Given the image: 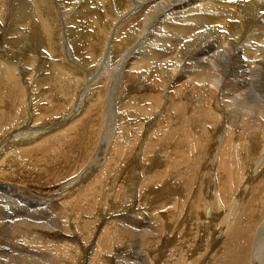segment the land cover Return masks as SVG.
<instances>
[{
	"label": "rangeland",
	"instance_id": "374dc122",
	"mask_svg": "<svg viewBox=\"0 0 264 264\" xmlns=\"http://www.w3.org/2000/svg\"><path fill=\"white\" fill-rule=\"evenodd\" d=\"M8 1H11V0H8ZM12 1H14V0H12ZM73 1L74 0H71V1L67 0L66 1L67 4L64 3V5L66 4L65 5L66 6L65 11L68 10V12L70 13V14H67L68 16L65 14L66 17H64L65 15L59 9L60 3L59 4L58 3H48L50 5L52 12L55 15V17H54V20H50V22H48L49 25H47V26H50V28L48 30V31H50L49 32L50 36L48 35L49 39H46L44 37L45 41H46L45 42V41H41V40H37V39L35 40V38H34L35 35H33V32L30 30L29 24L27 23V21L31 20V13L28 12V5L30 3H24V2H22V0L21 1L17 0V2H19L21 4V6L17 2L13 3V4L9 3V5L7 6L8 3H2L3 0H0V58L6 60V62H9L10 65L13 66V73L16 76L15 80H10L9 77H6L1 72V69H0V154L3 152V155H1V156L3 158H5V159H3V162L0 164V187H2V188L4 187L3 190L8 191L10 193V195L13 196V198H11V199H14L15 201L17 200L18 202L20 200L27 201L29 203V207L27 208V210L20 203H19V206L15 207V206L9 204V202L6 200V197L9 198V196L8 195L5 196L4 193H2L3 190L0 191V194H1L0 195V211H1L0 214L4 215L3 219L1 218V220H0V257L2 256V258H0V264H2V263L4 264V261H6L5 264L6 263L12 264L13 260H14V262L15 261L16 262H22V258H29V257H24L25 254L21 253V252H23L22 249H29V245L26 242L23 243L22 240H21L22 243L19 242L20 237H19L18 233L23 232L22 237L25 236L24 237L25 240H30L29 236L27 235V232L30 230L37 233V235L39 234L38 236L43 243L48 242L49 245H53L55 248L61 247L63 245H68V244L71 245L70 247L68 245L69 248L68 247H67V249L64 248V250H62V251L52 252L51 256H53V259H55L57 264H85L86 262H87L86 264H88V263L89 264H106V262H105L106 259L108 260V262H110L112 264H139L138 262L142 261L143 260L142 258L147 259L151 264H153V263L154 264L155 263L161 264V261H162V264H175V263L176 264H188L189 261L192 262V264H244V263L245 264H250V263L254 264L253 263V261H254L253 255L255 254V249L258 247L257 251L259 249V252H260L261 247H263V245H264V243H263L264 242V240H263L264 239V227H263L264 226V195H263L264 194V177H263L264 176L263 175L264 174L263 173L264 172V167H263L264 165H262V166L256 165V163L258 161L260 162L259 159L261 158L260 157L261 154L257 155V153H261L260 152L261 148H258L259 146L257 145V141L260 145L262 143V141H260L261 139L259 137L261 135L257 134L259 132L256 131V129L251 128V130L248 133H244L245 135L244 134L239 135L238 141L241 143V142H243V140L244 141L246 140V143H248V144L244 145V147L245 148L247 147V149H244L243 147L238 146V148H236L235 151L231 152L227 156L226 155L227 149L229 148L232 151V147H233L232 144H228L226 149H225L224 155L221 158L219 156L220 161L223 160L222 165L219 166L220 163H217L219 160V159H217L218 158V156H217L218 151L215 150V148L213 147V143H214L215 139L217 138V133L220 132V130H221L222 126H224V124L219 123L221 120L220 121L217 120V124H215L214 128H212V123H214L215 120H214V122L211 121L212 123L210 122V124H209V123H207L208 122L207 118H204V116H202L203 118L197 119V122H196L197 126L195 125V126H192L191 128L188 127L194 133L190 132V130L188 132L190 135H188L187 131L184 133L187 140L193 137L192 139H190V140H192L191 143L196 145V147L198 149L186 150V146L183 145V147L181 146L182 148L179 147L181 150H177V149H179V148H176V146H175L176 141H177V134L168 135V137L166 138L164 136V132L159 131L160 130L159 127H161V125L165 124L164 122L166 119V116H164L165 119L161 118V122H160V119H159L160 107L158 106L159 104H157V107H156V103L152 102V105H151L150 102H149L150 104L145 103V102H143V100H141L142 98L140 99V97H142L145 93L150 92V88L145 87V86H143L144 88L143 87L140 88V85H139L140 82L137 79L132 77L133 76L132 73L129 74L127 72L129 70V68H131V67H135V68L138 67L141 70H144V69L156 70L159 68L161 70L169 72L172 68H174L176 65H178L177 61L172 62L170 60H163L162 62H159V60L156 58H151L147 62L139 61L136 58L134 61H132V59L135 56L136 57L140 56V55H137V53L141 52L142 51L141 49H145L144 47L146 46L145 41L143 42V40L140 39L136 42V40H135L136 36L140 33V30H141L140 26L143 23L144 19L139 21V19H141V17H139L140 12L137 15H134V14L142 9L143 16L145 18L147 13L150 14V12H152V10H150V9H152L150 6L154 5V3H146L145 0L142 1L141 3H138V4L133 3V5H134L132 7L133 10L130 9L128 6H125L126 4L123 5L122 7H125L123 9L125 12L122 11L123 13H119V14L121 16H127L128 14H131L135 18H138L137 21H139V23L137 22V24H138V27L140 28V30H139V28L136 27V25L135 26L134 25H128L131 22H126L127 24L122 25L121 26L122 28L120 27L121 30L119 29L120 31H119L117 37L115 38L113 36V33L111 34V30L115 24L112 25V23L109 22L111 19L114 18L112 16V13L116 15V12H113L114 10L112 11V13H109V15H104V14H101V16L99 15L101 19L98 16V18H99L98 19V28L96 29V27L92 26V23L91 24L89 23V20L84 19V16L86 14H83L82 12L78 11L79 14H78V12H75V15L74 14L72 15V13H73L72 10L76 11L75 9L80 5V3H78V4L73 3ZM193 1L194 0H190V1H187V3H193ZM237 1H240V0H237ZM237 1H234V4H233L234 6L236 3H238ZM96 2L99 3V1H96ZM120 3H123V2L121 1ZM163 5L165 7L166 4L163 3ZM16 6L18 8L22 7L21 8L22 9L21 10V13H22L21 18L18 20V21H21L20 23L17 21L16 16L14 17V15L12 14V10L18 9ZM218 6H222V3H219ZM9 8H11V11L9 10ZM88 8H90V9H88L89 12L94 11L93 7L90 6ZM136 8H138V9H136ZM234 8H237V6H235ZM164 10H162L161 13H163ZM169 12L170 11H167L166 14L168 15ZM213 14L215 15V12ZM96 16L97 15L95 14L94 18H96ZM104 17L106 19H104ZM63 18L64 19L66 18V19L62 20ZM37 20H39V19L37 18ZM106 20H107V22H109L110 25L108 23H105ZM101 22H103L104 24ZM215 22L217 24L218 21H215ZM117 23L118 22H116V24ZM34 24H35V22H32L30 26L32 27V25L34 26ZM101 24H102L104 30L102 29ZM186 24L191 26L190 22H187ZM69 25H70V27H69ZM107 27L111 28L110 31H108V29H107V31L105 30ZM99 28L102 29L103 32H101V30ZM127 29H129V30H127ZM134 29H135V31L138 29L139 32L136 34H133L135 32ZM98 30L100 31V33H99L100 35L96 34L97 32H99ZM152 30L153 29H151V30L148 29L147 31L144 30V31H146V32H144V34H147L148 31H152ZM51 33L53 36H51ZM161 34L162 33L156 34V37H158V36L162 37ZM200 34H202V35L207 34L208 36H213L211 27L205 26L203 29H199V30L191 33L190 35H187L186 38H178L177 39V43L179 46L176 48L175 52H176V54H178V53H181V54L183 53V54L182 55L180 54V57L175 56V59L179 60L181 62V64H183V67H185V65L187 68H191L192 66H195L196 61L191 60L192 53L190 52V50L185 52V46L187 44H188V46L196 45L197 43L194 40V38ZM112 36H113V42L111 39ZM38 37L40 39V35ZM138 42L141 44H140V46L136 47ZM157 42H158V40L156 38H151L148 40V42H146L150 46V50L148 52V55L150 54V51L165 53L168 49H171L170 45H164L161 50H157V49L153 48L152 46ZM110 43H111V45H110ZM208 43L209 44L216 43V40L213 38H209ZM100 45H101V47H100ZM104 45L105 46L107 45L108 50L111 49L110 52L107 53V56H105L106 51H105ZM110 46H111V48H110ZM102 48H104V50ZM222 49L228 50L229 47H223ZM102 50H103V52H102ZM127 54L129 55L127 57V59L131 58V61H128L126 63L125 62L126 61L125 56ZM184 54H186L187 56H185L182 59V56ZM185 59H187V60L185 61ZM123 61H124V63H123ZM125 63H126V65H124ZM132 63H135V64L132 65ZM180 67L181 66H179V68ZM179 68H178L177 72L182 73V71H183V70L181 71L182 68H180V69ZM119 73H120V75H119ZM96 74H98V75H96ZM218 74H220V73H218ZM242 75H244V74H242ZM63 77H64V79H63ZM131 77L133 78V81L130 80ZM112 78L116 79L117 83H120V85H119L120 88L118 87V89L120 91L116 90L117 92H115V93H114V90H113V87L111 84ZM149 78L150 77L148 76V79H145L141 85H146L147 83L150 84V82H152L150 80H152V79L149 80ZM92 79H93V81H92ZM124 80L126 82H124ZM60 81H62V82H60ZM152 83H154V81ZM14 84L18 85V87H19L18 90L15 89V87L13 86ZM125 84H126V86H125ZM122 85H124V86H122ZM86 86L88 87V89H86L84 91L85 92L87 90L88 91L86 94H82L83 97L81 98V100H79L78 96L81 93V90H83ZM129 86H130V88H129ZM194 86L199 87V85L197 83H194ZM111 87H112V89H111ZM178 87H179V85H175V89ZM217 87L219 89H222L223 84L220 83ZM153 88L154 89H152V90H154V91H156V90L160 91V88L156 89V86H153ZM171 88H172L171 86L170 87L168 86V88L166 89V92H170V95H175V93L171 91ZM21 89H23L24 93H23V91H21ZM111 90L113 93L110 92ZM131 90H132V92H131ZM140 90L141 91L144 90V91L141 93ZM133 91H134V93H133ZM213 91H214V89L211 92H213ZM121 92H123V94ZM108 93H109V95H108ZM110 94H111V96H110ZM113 94H114V96H113ZM140 94H143V95H140ZM137 95H140V97H137ZM110 97L111 98L115 97V99L116 98L117 99L116 100L114 99V101H111ZM122 97H123V99H122ZM134 97L136 99L137 98L139 99V101H138V99L136 101V103H137V105H139V107H137L136 104H135V107L143 110L141 108L142 107L141 104L143 103V107L144 106H146L145 108L149 107L148 108L149 110L147 109L148 111L140 112V111H138V109L136 110L134 107H133V109H132V107L131 108L125 107L127 105H131ZM107 98H108V100H107ZM99 99H101L100 103H98ZM120 99H122V101ZM220 99H222L221 102H219ZM109 101H111V102H109ZM125 101L127 103L128 102L129 103L126 104ZM104 102H105V104H104ZM117 102L121 105H119ZM121 102L122 103L124 102L123 103L125 105L124 107L122 106L123 104ZM138 102H139V104H138ZM209 103L213 107L212 108L213 111L218 110V113L221 116L223 114L227 115L224 112V110L222 109V107L226 106V100L223 99V95L221 93L217 94L216 101H212V102L209 101ZM105 105H107V107H105ZM221 105H222V107H221ZM150 106L153 108H150ZM189 106H191V105L189 104ZM168 108H167L168 110H165V111L167 113H169L170 116H171V114H173L169 118L170 119L172 118L171 119L172 124H173V126H176L177 122H179L178 119H176V118H178L177 116L179 114L178 115L175 114V112H173V110L170 107H168ZM191 108L193 110L192 106H191ZM108 109L111 111H107ZM124 109H126V110L124 111ZM155 109H156V111H155ZM192 110H190L189 114H187L188 117H190V120H189L190 122L191 121L193 122V117H194V115L190 116L191 114H194V111H192ZM130 111H132V112H130ZM145 112H147V116H146ZM112 113H114L116 115V116L115 115L114 116L117 120L112 119V118L109 120L108 116ZM127 113H129V115ZM104 114L105 115L108 114V115L105 116ZM130 114H132L133 116L132 115L130 116ZM148 114H150V116ZM156 115H158V116H156ZM134 116L136 117V119L138 118L137 121H136V119H134L135 118ZM30 117L31 118L34 117V119H36V123H35L36 128L30 126L31 124L29 122H27V119H29ZM106 117H107V119H106ZM157 121L161 125L158 124ZM200 121H201V123H200ZM94 122H96V124ZM98 122H100V123H98ZM174 122L176 123L175 125H174ZM105 123L108 125L106 126ZM155 123H156V125L154 126ZM243 123H245V121H243ZM104 124H105V126H104ZM127 125L130 127L127 128ZM133 125L136 126V127H134L135 129L133 128ZM123 126L126 128H124ZM137 126L139 127V129L137 128ZM153 126L156 128H154ZM238 126L235 125L234 127H232L231 132H230V128H229L227 131H225V135L222 138L225 139V137L229 133H237L239 130ZM15 127H16V129H20V130L15 132V130H14ZM96 127H98V128H96ZM41 128L45 131L41 130ZM123 128H124V130H123ZM140 129L141 130L143 129V130L141 131ZM28 130H29V133L27 132ZM38 130H40V131H38ZM117 130H119V131H117ZM152 130H153V132H152ZM252 130H253V132H252ZM32 131H34V132L38 131L37 133L40 132V134L36 135L34 133H31ZM154 131L156 134L154 133ZM196 131H198V132L195 133ZM18 132L20 133L19 135H18ZM58 132H59V134H58ZM133 132H135V133H133ZM54 133H57V136H52V134H54ZM116 133H118V134L115 135ZM119 133H121L120 134L121 137H118ZM125 133L128 135H125ZM144 133H146V134H144ZM208 133H209V135L211 133V135L208 136ZM158 134L162 135V136L159 135L162 137V140H160V142H159L160 138L158 137ZM246 134H247V136H246ZM147 135H148V137H147ZM149 135H153V136H149ZM5 136H6V138L4 139ZM9 136H10V138H9ZM124 137H126L127 139ZM105 138H107V143H104V141H103ZM119 138H120L121 142H120ZM202 138H204V139H202ZM141 139H142V141H141ZM156 139L158 140V143H156L157 142ZM206 139H207V141H206ZM183 140H184V138H183ZM190 140H188V141H190ZM44 141H46V142H44ZM134 142H136V143L134 144ZM154 142H155V144H154ZM172 142H175V143H172ZM199 142H201V143H199ZM101 144H102V146H101ZM198 144H199V146H198ZM115 145L117 147H115ZM209 145H210V147H208ZM138 146H139V148H138ZM102 147H104V148L102 149ZM212 147L214 149L213 151H212ZM146 148H147V150H146ZM140 149L143 152L140 151ZM239 149H240V151H239ZM205 150H206V152H209V154H207L205 152ZM190 151H191V154L193 153L192 158L190 156L191 155ZM198 151H199V154L197 153ZM248 152H251V153H248ZM240 153H242L243 155ZM186 154L188 156H186ZM204 154H207V155L204 156ZM253 154H254V156H253ZM156 155L158 157L157 160H155L157 158ZM178 155H179V158H178ZM181 155L183 157H181ZM202 155H203V157H202ZM213 155H215V156L213 157ZM232 155L234 156V160L237 163V169L234 166L232 167L235 176H233L232 180H231L230 178L227 177V174H226L227 173V167L225 166V163H226V160H228ZM195 156H196V158H195ZM198 156L200 159L197 158ZM237 156H239L238 159H237ZM252 156L254 157V159ZM180 157H181V159H180ZM248 157H250L249 160H247ZM182 158H185V159H182ZM0 159H1V157H0ZM190 159H193V160L190 161ZM206 159H207V161H206ZM152 160L154 161V163L156 161V164H154ZM158 160L161 163L157 162ZM214 160L217 162H215ZM193 161H194V163H192ZM210 161L212 162V164ZM243 161H245V163H243ZM247 161H250V162H247ZM251 161H252V163H251ZM188 162H189V164H188ZM214 163H215L216 168L214 167ZM239 163H241L243 166ZM187 164H188V166H187ZM249 164L250 165L253 164V165L250 166ZM98 165H99V167H98ZM157 165L159 168H157ZM203 165H205V166L203 167ZM211 165H212V167H211ZM244 165L246 168L244 167ZM152 166H154V167H152ZM155 166L159 170H157L155 168ZM150 167H152V168L149 169ZM205 167H206V169H204ZM213 167L215 168V170H217L216 171L217 173H215V170L212 169ZM260 167H261V170H259ZM146 168L149 169V171ZM167 168L170 169L171 172ZM153 169L154 170L156 169V170L153 172ZM164 169L167 170L166 171L167 174L165 173V171H163ZM242 169L243 170L247 169V170L244 172ZM237 170H238V173H237ZM89 171H92L91 174ZM252 171H255V172H252ZM97 172H99V173L96 174ZM105 172H106V174H105ZM157 172L160 173L161 175L160 174L158 175ZM253 173H254V175H253ZM144 174H145V176H144ZM238 174H240V176ZM244 174H246V175L248 174L247 177L243 176ZM150 175H152V176H150ZM201 175H202V177H201ZM208 175H209V178H211L210 180L208 178ZM252 175H253V177H252ZM99 176H101L102 178L101 177L99 178ZM148 176H150V177H148ZM184 176H187V177H184ZM95 177H96V179H94ZM117 177H118V179H116ZM154 177H155V179H154ZM82 178H84V179H82ZM87 178H89L90 182L88 181ZM97 178H98V182H97ZM106 178L108 179L107 181L105 180ZM122 178L123 179L125 178V179L122 180ZM126 178H127V180H126ZM157 178H158V180H157ZM190 178L193 180H191ZM233 178L238 179L237 180L238 182L235 181ZM260 178H263V179L258 180ZM110 179H111V181H110ZM130 179H132V180L134 179V180L130 181ZM112 180H114V181H112ZM139 180H141V181L139 182ZM144 180H146V181H144ZM156 180L158 181L157 184L154 183V182H156ZM184 180L187 182H185ZM190 180H191V182L193 181L194 184L191 183L193 186L190 184ZM240 180L243 183H241ZM109 181L111 183H109ZM120 181H122L124 183L121 185V184H119V183H121ZM129 181L132 184H129ZM135 181H137V183L139 182L138 184H140V185L135 184V186H134L133 183H136ZM142 181H143V183H142ZM150 181H152V182H150ZM207 181H209V182H207ZM213 181H215V182H213ZM216 181H218V182L216 183ZM221 181L223 183H221ZM228 181L229 182L233 181V182H231L233 185L231 183H229ZM78 182H80V183L78 184ZM91 182H92V185H95V183L97 182L95 187L97 186L98 188L96 187L97 188L96 189L94 186H92ZM188 182H189V184H187ZM245 182H246V184H245ZM113 183H115L114 186H113ZM220 183H221V185H220ZM239 183L241 184V186ZM82 184H84V185L82 186ZM145 184H147V187ZM149 184H151V185H149ZM198 184L201 185V187ZM89 185L92 187H90ZM98 185L101 187H99ZM143 185H145V186L142 188L141 186H143ZM214 185L216 187H214ZM245 185H247V186L245 187ZM256 185H258V186H256ZM127 186L128 187L130 186V187L128 188ZM158 186H160L161 188ZM107 187H108V189H107ZM114 187L117 189H114ZM145 187L148 190L150 189L151 192H150V190L149 191L145 190ZM208 187H211V188L209 189ZM93 188L96 189L97 191L94 190ZM102 188L105 189V190L103 189L105 194L102 192ZM109 188L111 189V194L109 193L110 192ZM119 188H121L122 190ZM189 188H190V190H189ZM214 188H216L217 191ZM223 188H225V189H223ZM157 189L160 190V192H158ZM202 189H204V190H202ZM208 189H209V191H207ZM244 189L247 190V192ZM143 190H145L144 195H146L148 202H146L147 200L145 197H143L142 200L140 199V198H142L141 195L144 193ZM155 190H156V194L157 193L159 194L158 196H159L160 200L157 198L156 194L150 195L151 193L154 194ZM161 190H164V191H161ZM241 190H242V192H241ZM124 191H126L129 195L126 196L125 195L126 192H124ZM173 191L175 193H173ZM184 191L187 192V193L185 192V195H184ZM213 191L215 192V194H213L214 193ZM89 192L90 193L95 192L94 193L95 196L93 197L94 194L92 195V193L90 196ZM134 192H136V193L134 194ZM137 192H138V194H137ZM223 192H225V193H223ZM239 192H241V193H239ZM12 193L15 195H13ZM77 193L80 195V197ZM85 193L87 196L85 195ZM87 193H89V194H87ZM194 193H195V197H193L192 198L193 200H192L191 196H194ZM202 193H204V194H202ZM206 193H207L206 196H208V197L204 198ZM61 194H62V196H60ZM63 194H65V195H63ZM98 194H99V196H98ZM100 194H101V196H100ZM109 194H110L111 198H109L110 197V196H108ZM180 194L182 196H180ZM188 194H189V196H188ZM196 194L198 195V197ZM68 195H69V197H68ZM134 195L136 198L132 197ZM176 195H179L182 199ZM222 195H223V198H222ZM20 196H22V197H20ZM76 196H78L79 198L77 199ZM81 196L85 200L87 198L86 202L83 198H81ZM155 196H156V198H155V200H153ZM166 196L168 197V199L166 198ZM172 196H174V197L172 198ZM210 196H212L213 198ZM104 197H105V199H104ZM106 197L109 199H107ZM112 197L114 199H112ZM118 197H119V200H118ZM129 197H130V199L131 198L132 199L130 200ZM199 197H201V199ZM2 198H4V199H2ZM62 198H65V199H62ZM72 198L75 201H73ZM97 198L98 199L100 198L99 199L100 201ZM127 198L129 200L130 204L128 203V200H126ZM144 198H145V200H144ZM161 198H163V199L166 198V199L162 201ZM169 198H171V199H169ZM207 198L210 200H208ZM252 198H255L257 201L255 199H252ZM133 199H134V201H133ZM156 199L159 201H156ZM223 199H224V201H223ZM249 199L250 200L252 199V201H250ZM172 200H174V202ZM226 200H227V202H226ZM118 201H120V203ZM160 201H162V202H160ZM185 201H187V202H185ZM211 201H212V203L214 201L216 203H213V205H212V204H210ZM253 201H254V203H253ZM82 202H83V204H81ZM104 202H108V203H105L107 205H104ZM112 202L114 204L118 202L119 205L118 204L113 205ZM164 202H166V203H164ZM190 202H191V205H190ZM203 202H205L207 204H205ZM72 203H73V205H72ZM110 203H112L113 206H110ZM184 203H187V204H184ZM36 204L39 205L37 208H38L40 213H36L37 208H31L30 207V205L36 207ZM61 204H62V206H61ZM215 204L218 206V208H217V206L216 207L214 206ZM222 204H224V206ZM246 204H248V205H246ZM253 204H255V205H253ZM66 205L67 206L69 205V206L67 207ZM80 205H82L83 207ZM117 205L120 207L119 209H118ZM127 205H128V207H127ZM179 205H181V206H179ZM182 205H183V207H182ZM197 205H198V207H197ZM227 205H228V208L227 209L224 208L225 206L227 207ZM249 205L251 206V208H249L250 207ZM75 206H77V207H75ZM108 206H110V207H108ZM165 206L166 207L168 206V207L165 208ZM200 206H202V207L204 206L203 208L205 211H203L202 210L203 208ZM232 206H233V208H232ZM107 207L110 209H108ZM122 207H124V208H122ZM190 207H191V209H189ZM66 208L68 210L71 209L72 211H67ZM74 208H75V211L73 210ZM156 209L158 212L156 211ZM251 209L253 212L254 211L255 212L253 213L252 211H250ZM55 210L56 211L60 210L59 214H58V211L56 212ZM177 210H181L180 211L181 213L178 212ZM198 210H199V212H198ZM213 210L216 212V214ZM224 210H225V212H224ZM63 211H64V215H63ZM127 211H128V213H127ZM148 211L149 212L152 211V212L149 213ZM68 212H70V213L68 214ZM146 212H148V213H146ZM200 212L203 215H201ZM220 212H221V214H224V215H221ZM247 212H251L252 214L247 213ZM12 213H14V214H12ZM15 213H16V215H15ZM176 213H178V214H176ZM185 213H186V215H185ZM189 213H191V214H189ZM210 213L213 215H211ZM137 214H139V215L137 216ZM144 214H146V215H144ZM195 214H197V216ZM225 214H226V216H225ZM70 215H72V216H70ZM159 216L160 217L165 216L167 218L164 217L165 218L164 219L162 217L163 218V220H162V218H160ZM199 216H201V217H199ZM223 216H224V218H223ZM29 217H31V218H29ZM97 217H98V219H97ZM178 217H179V219H178ZM214 217L217 219H215ZM231 217H233V219ZM70 218L72 219L73 222L71 221ZM107 218H109V219L106 220ZM122 218H124V219H122ZM125 218L127 219V221H125L126 220ZM133 218H135V219H133ZM168 218H169L170 222L168 221ZM222 218L224 220L226 219V221H224V220L222 221ZM91 219H93V220H91ZM144 219H145V221H144ZM166 219H167V221H164ZM175 219L177 222L175 221ZM211 219H213V220H211ZM87 220L92 221V222L88 223ZM130 220L133 222L135 221V222L131 223ZM153 220L159 221L157 227L158 228L161 227L160 228L161 231L158 230V232H156V233L152 232L151 234H150V232H148V235H147V234H145V231H148L147 228H152L154 226V225L152 226ZM180 220L182 222L178 223V222H180ZM184 220H186V222ZM55 221L57 222L56 224H55ZM68 221H69V223H68ZM75 221L76 222L79 221L80 223L79 222L76 223ZM102 222H104L105 224L103 225ZM127 222H129V223H127ZM142 222H144V223H142ZM148 222H150V223L148 224ZM225 222H226V224H225ZM19 223H21L20 226H22L26 223L25 226H27V227L21 228L22 230L16 231L15 227L19 228ZM53 223L56 225V227L57 226L58 227L60 226V227L56 228ZM73 223H74V225H73ZM93 223H95V224H93ZM106 223H108V224H106ZM163 223H164V225H163ZM169 223H171V224L169 225ZM15 224H16V226H15ZM65 224H68V225L71 224V226H68ZM81 224L83 226H81ZM91 224L94 227L96 226V228H95L96 231H95L94 227H92ZM112 224H113V226H112ZM132 224H134V226ZM139 224H141V226ZM198 224L199 225L201 224V225L199 226ZM72 225L73 226L76 225V227H73ZM88 225H91V226H88ZM142 225H144V226H142ZM28 227H29V229H28ZM63 227H66V228H63ZM118 227H120V229ZM166 227H168V228L171 227V228L168 230V228H166ZM73 228H74V230H76L77 233L75 231H73ZM105 228H106V230H104ZM111 228H113V229H111ZM138 228H141L140 232H139ZM163 228L165 230H163ZM201 228H203V229H201ZM235 228L238 230V232ZM93 229H94V231H93ZM107 229L110 231L108 232ZM142 229H144L145 231ZM261 229H263V231H261ZM60 230H61V232H60ZM99 230H100V232H99ZM111 230L112 231L115 230V233L120 238L123 237V239L126 240L128 243L125 241L127 244H124V242H122L120 244H118V243L112 244L111 240L114 238V231L112 232ZM167 230L169 231V233L170 232L171 233L168 234V232H167L165 234V232ZM205 230L206 231L208 230V231L206 232ZM43 231H45V232H43ZM103 231H105V234ZM120 232H121V234H120ZM227 232H228V235H225V234H227ZM254 232H255V235H254ZM14 233H16V234H14ZM112 233H113V235H112ZM141 233H142V235H141ZM232 233H233V235L231 236L230 234H232ZM236 233L237 234L239 233V234L237 235ZM86 234H88V236H86ZM92 234L93 235L95 234V235L93 236ZM107 234L108 235L110 234L109 235L110 239H109V236ZM104 235H106V236H104ZM98 236H100V237H98ZM141 236L143 237V239L146 240V245L143 246L142 248H140L138 246V242H141V238H142ZM255 236H257L258 238ZM130 237H132V239ZM262 237H263V239H262ZM12 238H14L15 241ZM105 238H107V240ZM147 238H148L149 243L147 242ZM99 239H100V243L101 242H103V243L100 244ZM257 239H259V240H257ZM61 240H62V242H61ZM91 240H92V242H91ZM136 240H138V242H135ZM16 241H17V243H16ZM67 241H69V242H67ZM73 242H74V244H73ZM151 242L153 244H151ZM155 242H157V243H155ZM206 242H207V244L209 243L210 245L205 244ZM129 243H131L133 245L135 244L136 247L134 246V249H133V247H129L130 246ZM77 244H78V246H77ZM122 244H123V246H122ZM13 245L15 247L17 246V249L15 247H13ZM57 245H58V247H56ZM86 245H88V246H86ZM103 245H104V247L106 246V248L104 250H103ZM125 245H128V246H125ZM72 246H73V248H72ZM118 246H120V247H118ZM12 247L14 248L15 251L13 250ZM84 247L87 249H85ZM108 247L109 248L111 247V248L109 249ZM112 247H113V249H112ZM123 247H125V248H123ZM74 248L76 250L77 249L78 250L76 251ZM92 248H94V249H92ZM188 248L190 250L193 249V251L192 250L189 251ZM249 248H251V249H249ZM34 249H35L36 253H39L38 255H35L36 257L38 256L39 258H41V256L47 255V253L45 255V253L42 252L41 249H38L35 247H34ZM80 249H82V252L79 251ZM124 249L125 250L127 249V250L125 251ZM137 249L139 251H137ZM141 249H142V251H141ZM185 249H187V250H185ZM74 250L76 251V253H78V251H79V253H78L79 255L76 253L72 254ZM96 250L98 251V253L96 252ZM64 251H65V253H63ZM131 251H133V253ZM185 251L187 253L189 251L190 254L189 253L186 254ZM12 252H14V253H12ZM58 252L62 253V254L60 255ZM100 252L101 253L103 252V254H101ZM6 253H8V254H6ZM127 253H129V254H127ZM140 253L142 255H140ZM153 253H154V255H153ZM161 253H162V255H161ZM80 254L83 256H81ZM85 254L88 256V259H87V256ZM131 254L132 255L134 254V256H132ZM240 254H241V256H240ZM48 255H50V254H48ZM54 255H55V258H54ZM69 255L72 257L71 259H70ZM126 255H128V256H126ZM138 255H139V257H138ZM188 255H189V257H187ZM80 256L82 258H80ZM91 256H93V257H91ZM159 256H161L162 258H160ZM8 257H10V258H8ZM38 257H37V262H39L40 264H45L44 260L42 261ZM90 257L92 259H90ZM131 257H133V258L136 257L134 260H136L138 262H136L134 260H130V259H132ZM140 257H141V259H140ZM191 257H193V259ZM83 258L86 261H84ZM93 258H95V259H93ZM126 258L127 259L130 258L129 261ZM179 258H181V259H179ZM61 260H63V261L61 262ZM80 260L84 261V262H81ZM172 260H173V262H172ZM64 261H65V263H64ZM76 262H79V263H76ZM50 264H52V263H50ZM189 264H191V263H189Z\"/></svg>",
	"mask_w": 264,
	"mask_h": 264
},
{
	"label": "bare ground",
	"instance_id": "6f19581e",
	"mask_svg": "<svg viewBox=\"0 0 264 264\" xmlns=\"http://www.w3.org/2000/svg\"><path fill=\"white\" fill-rule=\"evenodd\" d=\"M19 1H21V0H19ZM66 1L67 0H22V2H24V3H30L29 5H28V12H30L31 13V20L30 21H27V23L29 24V27H30V30L33 32V35H35V40L37 39V40H41V41H45V38L46 39H49V37H48V35L50 34L49 32L50 31H48L49 30V28H50V26H47V25H49V23L48 22H50V20H54V17H55V15L53 14V12H52V9H51V7H50V5L48 4V3H60V10L62 11V13L65 15H67V14H70L69 12H68V10L67 11H65V9H66ZM71 1V0H70ZM96 1H99V3H97ZM123 2V3H120V2ZM142 1H144V0H74L73 1V3H80V5L75 9L76 11H74V10H72V15L74 14L75 15V12H82L83 14H86L85 16H84V19H86V20H89V23L91 24L92 23V26H94V27H96V29L98 28V19L100 18V16H101V14H104V15H109V13H112V11L113 12H116V15L115 14H113L112 13V16L114 17H112L113 19H111L109 22L110 23H112V25L113 24H115L114 25V27L112 28V30H111V34L113 33V36L116 38L117 37V35H118V33H119V31L121 30L120 29V27L122 26V25H124V24H127L126 22H131L130 24H128V25H136V27L137 28H139L138 27V24H137V22L139 23V21L140 20H143V23L141 24V26H140V28H141V30H140V28H139V30H140V33L136 36V38H135V40H136V42L138 41V40H143V42L145 41V44H146V46L144 47L145 49H141L142 51L141 52H139V53H137V55H140L139 57L137 56H135L133 59H132V61H134L135 60V58L137 59V60H139V61H142V62H147L148 60H150L151 58H156V59H158L159 60V62H162L163 60H170V61H177L178 62V65H176L174 68H172L169 72L168 71H164V70H161V69H156V70H148V69H144V70H141L140 68H135V67H131V68H129V70L127 71L129 74H131L132 73V77L133 78H135V79H137L139 82H140V88H142L143 86H145V87H148V88H150V92L149 93H145L144 95L143 94H140V95H143L142 97H140V95H137V97H140V99L141 100H143V102H145V103H151V105H152V102H154V103H156V107H157V104H159L158 106L160 107V111H159V119H160V122H161V118L162 119H165V117L164 116H166V119H165V124H163V125H161L158 121V124H160L161 125V127H159L160 128V130L159 131H163L164 132V136L167 138L168 137V135H174V134H177V141H176V148H179V147H183V145H185L186 146V150H195V149H198L197 147H196V145H194L193 143H191L192 142V140H190V139H192V138H190V139H188V140H190V141H188L187 140V138L185 137V135H184V133L187 131V133L189 132V130H190V132H192V130L191 129H189V128H191L192 126H197V124H196V122H197V119H199V118H203L202 116H204V118H207V123H209L210 124V122L212 121V122H214V120H215V122L214 123H212V128H214V126H215V124H217V120L218 121H220L219 123H222V124H224V126H222V128H221V130H220V132H218L217 133V138L215 139V141H214V143H213V147L215 148V150H217L218 151V158L217 159H219L218 160V162L217 161H215V162H217V163H220L219 164V166H221L222 165V161L223 160H221L220 161V158L224 155V153H225V149H226V147H227V145L228 144H232L233 145V147H232V151L228 148L227 149V151H226V155L228 156L231 152H233V151H235L236 150V148H238V146L239 147H243L244 149H247V147L245 148L244 147V145H246V144H248V143H246V140L244 141L243 140V142H239L238 141V137H239V135H241V134H244V133H248L250 130H251V128H254V129H256V131H258L259 133H257L258 135H261V136H259L260 137V141H262V143H261V145L258 143V141H257V145L259 146L258 148H261L260 149V152L261 153H257V155H259V154H261V158L259 159L260 160V162L258 161L257 163H256V165L258 166H262V165H264V0H240V1H237V0H194L193 1V3H187V1H190V0H145L146 1V3H154V5H152V6H150L152 9H150V10H152V12H150V14L149 13H147V15L145 16V18H144V16H143V11H142V9L140 10V11H138V12H136L134 15H137L139 12H140V16L139 17H141V19H139V21H137V19L138 18H135L134 16H132L131 14H128L127 16H121L119 13H123L122 11H124L123 9L125 8V7H122L123 5H125V6H128L130 9H132V7L134 6L133 5V3H141ZM234 1H237L238 3H236L235 4V6H237V8H234L235 6L233 5L234 4ZM17 2V0H14V1H8V0H3V2L2 3H8L7 4V6L9 5V3H16ZM17 3H19V2H17ZM64 3H66L65 5H64ZM72 3V2H71ZM128 3V4H127ZM163 3H165L166 5H165V7H164V5H163ZM219 3H222V6H218L219 5ZM20 4V3H19ZM11 5V4H10ZM16 5V4H15ZM20 6H21V4H20ZM55 6V5H54ZM93 7L94 8V11L93 12H89L88 11V9H90V8H88V7ZM11 7V6H10ZM13 7V6H12ZM17 7V6H16ZM71 7V6H70ZM127 7V8H128ZM136 7V6H135ZM142 7V6H141ZM18 8V7H17ZM22 8V7H21ZM20 7L18 8V9H15V10H12V14L14 15V17L16 16V19H17V21L21 18V9ZM149 8V7H148ZM147 8V9H148ZM8 9V8H7ZM72 9V8H71ZM98 9V10H97ZM136 9H138V8H136ZM166 11H165V10ZM9 10L11 11V8H9ZM8 10V11H9ZM127 10V9H126ZM133 10V9H132ZM162 10H164V12L163 13H161V11ZM136 11V10H135ZM167 11H170L169 13H168V15L166 14L167 13ZM25 12V11H24ZM79 12H78V14H79ZM85 12V13H84ZM125 12V11H124ZM215 12V15L213 14ZM11 14V13H10ZM24 14V13H23ZM97 15L96 16V18H94V15ZM127 14V13H126ZM43 15V16H42ZM66 15L64 16V17H66ZM100 15V16H99ZM125 15V14H124ZM11 16V15H10ZM68 16V15H67ZM98 16H99V18H98ZM12 17V16H11ZM48 17V18H47ZM29 18V17H28ZM37 18L39 19V20H37ZM44 18V19H43ZM72 18V17H71ZM119 18V19H118ZM15 19V20H16ZM30 19V18H29ZM38 21H36V20ZM41 19V20H40ZM66 19V18H65ZM64 18L62 19V20H65ZM101 19V18H100ZM104 19H106L105 17H104ZM158 19V20H157ZM60 20V19H59ZM61 20V21H62ZM76 21V20H75ZM102 21V20H101ZM136 21V22H135ZM156 21V22H155ZM215 21H218L217 22V24H216V22ZM19 23L21 22V21H18ZM32 22H35V24H34V26L32 25V27L30 26L31 25V23ZM67 22V21H66ZM69 22V21H68ZM74 22V21H73ZM78 22V21H77ZM109 22H107V20L105 21V23H108L109 24ZM116 22H118L117 24H116ZM187 22H190L191 23V26H189V25H187L186 23ZM23 23V22H22ZM71 23V22H70ZM101 23H103V22H101ZM104 24V23H103ZM8 25V24H7ZM110 25V24H109ZM108 25V26H109ZM63 26V25H62ZM61 26V27H62ZM67 26V25H66ZM101 26H102V24H101ZM127 26V25H126ZM205 26H210L211 27V30H212V33H213V36H208L207 34L206 35H202V34H200V35H197L195 38H194V40L196 41V45H194V46H188V44L185 46V52L186 51H188V50H190V52L192 53V55H191V60L192 61H196V63H195V66H192L191 68H187L186 67V65H185V67H183V64H181V62L179 61V60H177V59H175V56H179L180 57V54L181 53H178V54H176V52H175V50H176V48L179 46L178 45V43H177V39L178 38H186V36L187 35H190L191 33H193V32H195V31H197V30H199V29H203ZM41 27V28H40ZM69 27H70V25H69ZM111 27V26H110ZM131 27V26H130ZM135 27V28H136ZM122 28V27H121ZM66 29V28H65ZM100 29V28H99ZM102 29H103V26H102ZM102 29H100L101 30V32H103V30ZM107 29H108V31H110V29L111 28H106L105 30L107 31ZM120 29V30H119ZM148 29H153L152 31H148V33L147 34H144V32H146ZM126 30V29H125ZM127 30H129V29H127ZM139 30L137 29L136 31H135V29H134V33L133 34H136V33H138L139 32ZM144 30H146V31H144ZM25 31V30H24ZM65 31V30H64ZM73 31V30H72ZM99 31V30H98ZM96 33V32H95ZM100 33V31L99 32H97L96 34H99ZM159 33H162L161 34V36L163 37H160V36H158V37H156V34H159ZM110 34V33H109ZM108 34V35H109ZM40 35V39H39V36ZM66 35V34H65ZM68 35V34H67ZM100 35V34H99ZM104 35V34H103ZM50 36V35H49ZM51 36H53L52 35V33H51ZM113 36L111 37V39H112V42H113ZM45 37V38H44ZM143 37V38H142ZM106 38V37H105ZM151 38H156L157 40H158V42L157 43H155L152 47L153 48H155V49H157V50H161L162 49V47L164 46V45H170L171 46V49H168L165 53H159V52H154V51H150V54L148 55V52H149V50H150V46L146 43V42H148V40L149 39H151ZM209 38H213V39H215L216 40V43H211V44H209L208 42H209ZM100 39V38H99ZM34 40V39H33ZM34 40V41H35ZM62 40V39H61ZM66 40V39H65ZM103 40V39H102ZM115 40V39H114ZM68 41V40H67ZM99 41V40H98ZM39 42V41H38ZM46 42V41H45ZM97 42V41H96ZM111 42V43H112ZM135 42V43H136ZM142 42V41H141ZM111 43H110V45H111ZM61 44V43H60ZM101 44V43H100ZM106 44V43H105ZM117 44V43H116ZM140 44L141 43H137V45H136V47H138V46H140ZM40 45V44H39ZM48 46V45H47ZM65 46V45H64ZM21 47V46H20ZM37 47V46H36ZM99 47V46H98ZM100 47H101V45H100ZM104 47H105V51H106V55L105 56H107V53H109L110 52V50L111 49H107V45L105 46L104 45ZM223 47H229V49L228 50H223L222 48ZM69 48V47H68ZM110 48H111V46H110ZM67 49V48H66ZM103 50H104V48H102ZM103 50H102V52H103ZM132 50V49H131ZM192 50V51H191ZM132 52V51H131ZM101 53V52H100ZM130 53V52H129ZM128 53V54H129ZM126 55L125 56V62L127 63L128 61H131V58H129V59H127V57L129 56V55ZM183 54V53H182ZM181 54V55H182ZM187 54V53H186ZM186 54H184L183 56H182V59L185 57V56H187ZM20 56V55H19ZM104 56V57H105ZM69 57V56H68ZM101 59V58H100ZM108 59V58H107ZM187 59H185V61H186ZM74 61V60H73ZM123 63H124V61H123ZM126 63L124 64V65H126ZM39 64V63H38ZM97 64V63H96ZM108 64V63H107ZM122 64V63H121ZM135 63H132V65H134ZM106 65V64H105ZM95 66V65H94ZM179 66H181L180 68H182L181 69V71H182V73L181 72H177L178 71V68H179ZM36 68V67H35ZM179 68V69H180ZM0 69H1V72L6 76V77H9V79L10 80H15L16 79V76H15V74L13 73V66L12 65H10V63L9 62H6V60H4V59H2V58H0ZM106 69V68H105ZM86 70V69H85ZM106 71V70H105ZM104 72V71H103ZM126 72V73H127ZM127 73V74H128ZM157 73V74H156ZM218 73H220V74H218ZM246 73V74H245ZM68 74V73H67ZM242 74H244V75H242ZM96 75H98V74H96ZM115 75V74H114ZM119 75H120V73H119ZM69 76V75H68ZM148 76L150 77L149 78V80L150 79H152V80H150V81H154V83H152V82H150V84H146V85H141L142 83H143V81L145 80V79H148ZM30 77V76H29ZM131 77V81H133V78ZM117 78V77H116ZM63 79H64V77H63ZM86 79V78H85ZM105 80V79H104ZM112 80V87H113V90H114V93L115 92H117L116 90H119L118 89V87H119V85H120V83H117V81H116V79H111ZM110 80V81H111ZM92 81H93V79H92ZM91 81V82H92ZM60 82H62V81H60ZM119 82V81H118ZM124 82H126L125 80H124ZM93 83V82H92ZM123 83V82H122ZM194 83H197L198 85H199V87H195L194 86ZM220 83H222L223 84V88L222 89H219L217 86L220 84ZM86 85V84H85ZM175 85H179V87L178 88H176L175 89ZM14 87H15V89H19V87H18V85L17 84H14L13 85ZM122 86H124V85H122ZM125 86H126V84H125ZM128 86V85H127ZM153 86H156V89H159L160 88V91H154V90H152V89H154L153 88ZM168 86L170 87H172L171 88V91L172 92H174L175 93V95H170V92H166V89L168 88ZM174 86V87H173ZM112 87H111V89H112ZM12 88V87H11ZM120 88V87H119ZM129 88H130V86H129ZM144 88V87H143ZM86 89H88V87L86 86L83 90H81V93L79 94V96H78V98H79V100H81V98L83 97V95L82 94H86L87 93V91L85 92L84 90H86ZM122 89V88H121ZM214 89V91L213 92H211L212 90ZM60 90V89H59ZM136 90V89H135ZM21 91H23V89H21ZM84 91V92H83ZM120 91V90H119ZM124 91V90H123ZM137 91V90H136ZM135 91V92H136ZM141 91V90H140ZM144 91V90H143ZM143 91H141V93L143 92ZM110 92H112V90L110 91ZM131 92H132V90H131ZM23 93H24V91H23ZM74 93V92H73ZM113 93V92H112ZM122 94H123V92H121ZM133 93H134V91H133ZM219 93H221L222 95H223V99L224 100H226V106L225 107H222V105H221V107H222V109L224 110V112L227 114V115H225V114H223L222 116L221 115H219V113H218V110H214L213 111V107L211 106V104L209 103V101L210 102H212V101H216V99H217V94H219ZM117 94V93H116ZM121 94V95H122ZM128 94V93H127ZM131 94V93H130ZM108 95H109V93H108ZM118 95V94H117ZM134 95V94H133ZM110 96H111V94H110ZM113 96H114V94H113ZM116 96V95H115ZM120 96V95H119ZM209 96V97H208ZM98 97V96H97ZM133 97V96H132ZM109 98V97H108ZM108 98H107V100H108ZM111 98V97H110ZM114 99H115V97H112L111 98V101H114ZM117 99V98H116ZM115 99V100H116ZM122 99H123V97H122ZM122 99H120L121 101H122ZM130 99V98H129ZM132 99V98H131ZM138 99V98H137ZM137 99L134 97V99H133V101H132V103H131V105H127V106H125L122 102V106L124 107H129V108H131L132 107V109H133V107L137 110L138 108L137 107H139V105H137V103H136V101H137ZM125 100V99H124ZM221 100L222 99H220V101L219 102H221ZM100 101H101V99H99V101H98V103H100ZM111 101H109V102H111ZM138 101H139V99H138ZM126 102V101H125ZM141 102V101H140ZM190 102V103H189ZM107 103V102H106ZM116 103V102H115ZM118 103V102H117ZM129 103V102H128ZM127 102H126V104H128ZM149 103V104H150ZM153 103V104H154ZM73 104V103H72ZM104 104H105V102H104ZM119 104V103H118ZM117 104V105H118ZM135 104L137 105V107H135ZM138 104H139V102H138ZM189 104L193 107V110H192V108H191V106H189ZM97 105V104H96ZM108 105V104H107ZM107 105H105V107H107ZM112 105V104H111ZM119 105H121V104H119ZM118 105V106H119ZM133 105V106H132ZM142 105V109L143 110H141L140 108L138 109V111H140V112H144V111H148L149 109V107L148 108H145L146 106H144L143 107V103L141 104ZM140 105V106H141ZM109 106V105H108ZM116 106V105H115ZM117 106V107H118ZM110 107V106H109ZM168 107H170L172 110H173V112H175V114H179L177 117L178 118H176V119H178V121L179 122H177V125L176 126H173V124H172V118L170 119L169 117H171L173 114H171V116L169 115V113H167L165 110H168L169 108ZM191 109H190V108ZM126 108V109H127ZM150 108H153V107H151L150 106ZM168 108V109H167ZM111 109V108H110ZM126 109H124V111L126 110ZM148 109V110H147ZM162 109V110H161ZM112 110V109H111ZM111 110H107V111H111ZM115 110V109H114ZM128 110V109H127ZM152 110V109H151ZM150 110V111H151ZM154 110V109H153ZM159 110V109H158ZM170 110V109H169ZM190 110H192V111H194V114H191L190 116H192V115H194V117H193V122L191 121H189L190 120V117H188V115L187 114H189V111ZM106 111V112H107ZM123 111V110H122ZM155 111H156V109H155ZM105 112V113H106ZM115 112V111H114ZM127 112V111H126ZM130 112H132V111H130ZM153 112V111H152ZM158 112V111H157ZM78 113V112H77ZM110 113V112H109ZM125 113V112H124ZM134 113V112H133ZM146 113V116H147V112H145ZM144 113V114H145ZM172 113V112H171ZM3 114V113H2ZM89 114V113H88ZM128 115H129V113H127ZM151 114V113H150ZM150 114H148L149 116H150ZM153 114V113H152ZM31 115V114H30ZM34 115V114H33ZM102 115V114H101ZM105 115V114H104ZM106 115H108V114H106ZM105 115V116H106ZM115 114L114 113H112V114H110L108 117H109V120L112 118V119H116L115 118V116H114ZM126 115V114H125ZM132 114H130V116H131ZM32 116V115H31ZM74 116V115H73ZM77 116V115H76ZM133 116V115H132ZM138 116V115H137ZM152 116V115H151ZM156 116H158V115H156ZM65 117V116H64ZM69 117V116H68ZM135 117V116H134ZM139 117V116H138ZM153 117V116H152ZM164 117V118H163ZM99 118V117H98ZM105 118V117H104ZM131 118V117H130ZM151 118V117H150ZM174 118V117H173ZM81 119V118H80ZM96 119V118H95ZM106 119H107V117H106ZM119 119V118H118ZM134 119H136V117L134 118ZM138 119V118H137ZM137 119H136V121H137ZM154 119V118H153ZM99 120V119H98ZM97 120V121H98ZM101 120V119H100ZM105 120V119H104ZM117 120V119H116ZM146 120V119H145ZM192 120V119H191ZM196 120V121H195ZM65 121V120H64ZM108 121V120H107ZM177 121V120H176ZM242 121V122H241ZM243 121H245V123H243ZM27 122H29L31 125L30 126H32V127H35L36 125H35V123H36V119H34V117L33 118H29V119H27ZM109 122V121H108ZM151 122V121H150ZM203 122V121H202ZM240 122V123H239ZM95 124H96V122H94ZM98 123H100V122H98ZM104 123V122H103ZM144 123V122H143ZM191 123V124H190ZM200 123H201V121H200ZM199 123V124H200ZM204 123V122H203ZM202 123V124H203ZM24 124V123H23ZM106 124V123H105ZM105 124H104V126H105ZM122 124V123H121ZM132 124V123H131ZM142 124V123H141ZM176 123L174 122V125H175ZM190 124V125H189ZM240 124V125H239ZM100 125V124H99ZM108 124H106V126H107ZM156 125V123L154 124V126ZM184 125V126H183ZM204 125V124H203ZM235 125H239L238 126V132L237 133H229L226 137H225V139H223L222 137L225 135V131H227L229 128H230V132H231V128L232 127H234ZM19 126V125H18ZM97 126V125H96ZM102 126V125H101ZM126 126V125H125ZM139 126V125H138ZM137 126V128L139 129V127ZM153 126V127H154ZM205 126V125H204ZM99 127V126H98ZM98 127H96V128H98ZM122 127V126H121ZM124 127V126H123ZM128 127H130V126H128L127 125V128ZM134 127H136V126H134L133 125V128ZM189 127V128H188ZM218 127V126H217ZM36 128V127H35ZM108 128V127H107ZM119 128V127H118ZM124 128H126V127H124ZM124 128H123V130H124ZM132 128V127H131ZM130 128V129H131ZM154 128H156V127H154ZM153 128V129H154ZM194 128V127H193ZM196 128V127H195ZM216 128V127H215ZM29 129V128H28ZM135 129V128H134ZM148 129V128H147ZM198 129V128H197ZM15 132L16 131H19L20 129H16V127H15ZM41 130H43L42 128H41ZM48 130V129H47ZM103 130V129H102ZM113 130V129H112ZM120 130V129H119ZM119 130H117V131H119ZM141 130V129H140ZM143 130V129H142ZM141 130V131H142ZM145 130V129H144ZM199 130V129H198ZM202 130V129H201ZM200 130V131H201ZM207 130V129H206ZM38 131H40V130H38ZM38 131H32L31 133H34V134H40V132L39 133H37ZM43 131H45V130H43ZM122 131V130H121ZM120 131V132H121ZM146 131V130H145ZM144 131V132H145ZM156 131V130H155ZM155 131H154V133H155ZM214 131V130H213ZM28 133H29V130L27 131ZM111 132V131H110ZM128 132V131H127ZM136 132V131H135ZM135 132H133V133H135ZM152 132H153V130H152ZM198 131H196L195 133H197ZM252 132H253V130H252ZM123 133V132H122ZM129 133V132H128ZM140 133V132H139ZM150 133V132H149ZM158 133V132H157ZM192 133H194V132H192ZM202 133V132H201ZM204 133V132H203ZM213 133V132H212ZM255 133V134H256ZM20 133L18 132V135H19ZM42 134V133H41ZM58 134H59V132H58ZM118 133H116L115 135H117ZM120 134L121 133H119V136L118 137H121L120 136ZM124 134V133H123ZM144 134H146V133H144ZM148 134V133H147ZM156 134V133H155ZM114 135V136H115ZM125 135H128V134H126L125 133ZM159 135H161V134H158V137L160 138L159 139V142H160V140H162V135L161 136H159ZM188 135H190L189 133H188ZM194 135V134H193ZM199 135V134H198ZM210 135H211V133H210ZM209 135V133H208V136H210ZM245 135V134H244ZM13 136V135H12ZM52 136H57V133H54V134H52ZM124 136V135H123ZM146 136V135H145ZM149 136H153V135H149ZM201 136V135H200ZM206 136V135H205ZM246 136H247V134H246ZM14 137V136H13ZM88 137V136H87ZM147 137H148V135H147ZM157 137V136H156ZM171 137V136H170ZM189 137V136H188ZM251 137V136H250ZM6 138V136L4 137V139ZM9 138H10V136H9ZM124 138H126V137H124ZM172 138V137H171ZM175 138V137H174ZM183 138H184V140H183ZM208 138V137H207ZM243 138V137H242ZM256 138V137H255ZM3 139V140H4ZM127 139V138H126ZM169 139V138H168ZM199 139V138H198ZM202 139H204V138H202ZM259 139V138H258ZM44 140V139H43ZM42 140V141H43ZM66 140V139H65ZM119 140H120V138H119ZM144 140V139H143ZM146 140V139H145ZM157 140V139H156ZM171 140V139H170ZM174 140V139H173ZM172 140V141H173ZM201 140V139H200ZM97 141V140H96ZM104 143H107V138H105L104 140ZM102 141V142H103ZM141 141H142V139H141ZM206 141H207V139H206ZM41 142V141H40ZM44 142H46V141H44ZM119 142V141H118ZM120 142H121V140H120ZM119 142V143H120ZM166 142V141H165ZM195 142V141H194ZM10 143V142H9ZM115 143V142H114ZM136 142H134V144H135ZM156 143H158V140H157V142ZM170 143V142H169ZM172 143H175V142H172ZM199 143H201V142H199ZM6 144V143H5ZM96 144V143H95ZM117 144V143H116ZM154 144H155V142H154ZM167 144V143H166ZM196 144V143H195ZM206 144V143H205ZM209 144V143H208ZM118 145V144H117ZM130 145V144H129ZM140 145V144H139ZM169 145V144H168ZM203 145V144H202ZM201 145V146H202ZM101 146H102V144H101ZM110 146V145H109ZM143 146V145H142ZM147 146V145H146ZM198 146H199V144H198ZM249 146V145H248ZM115 147H117L116 145H115ZM119 147V146H118ZM129 147V146H128ZM181 147V148H182ZM208 147H210V145L208 146ZM213 147H212V151L214 150L213 149ZM250 147V146H249ZM101 148V147H100ZM104 147H102V149H103ZM106 148V147H105ZM138 148H139V146H138ZM145 148V147H144ZM151 148V147H150ZM153 148V147H152ZM202 148V147H201ZM149 149V148H148ZM205 149V148H204ZM209 149V148H208ZM207 149V150H208ZM241 149V148H240ZM240 149H239V151H240ZM249 149V148H248ZM146 150H147V148H146ZM177 150H181L180 148L179 149H177ZM176 150V151H177ZM7 151V150H6ZM5 151V152H6ZM104 151V150H103ZM102 151V152H103ZM106 151V150H105ZM140 151H142L141 149H140ZM183 151V150H182ZM250 151V150H249ZM143 152V151H142ZM201 152V151H200ZM205 152H206V150H205ZM106 153V152H105ZM133 153V152H132ZM176 153V152H175ZM179 153V152H178ZM182 153V152H181ZM198 154H199V151L197 152ZM207 154H209V152H206ZM248 153H251V152H248ZM247 153V154H248ZM256 153V152H255ZM104 154V153H103ZM190 154H191V151H190ZM193 154V153H192ZM192 154L190 155L191 156V158H192ZM196 154V153H195ZM197 154V155H198ZM207 154H204V156L205 155H207ZM240 154H242V153H240ZM246 154V153H245ZM1 155H3V152L0 154V157H1V159H0V164L3 162V159H5V158H3ZM133 155V154H132ZM139 155V154H138ZM211 155V154H210ZM243 155V154H242ZM250 155V154H249ZM256 155V154H255ZM186 156H188L187 154H186ZM215 155H213V157H214ZM219 156H220V158H219ZM253 156H254V154H253ZM252 156V157H253ZM155 157V156H154ZM156 157H157V155H156ZM181 157H183L182 155H181ZM181 157H180V159H181ZM185 157V156H184ZM194 157V156H193ZM202 157H203V155H202ZM208 157V156H207ZM226 157V156H225ZM241 157V156H240ZM257 157V156H256ZM166 158V157H165ZM178 158H179V155H178ZM195 158H196V156H195ZM197 158H199V156L197 157ZM205 158V157H204ZM210 158V157H209ZM239 158V156H237V159ZM244 158V157H243ZM249 158L250 157H248V159L247 160H249ZM152 159V158H151ZM158 159V157L155 159V160H157ZM168 159V158H167ZM170 159V158H169ZM182 159H185V158H182ZM200 159V158H199ZM211 159V158H210ZM245 159V158H244ZM243 159V160H244ZM253 159H254V157H253ZM111 160V159H110ZM154 160V159H153ZM152 160V161H153ZM191 160H193V159H190V161ZM197 160V159H196ZM205 160V159H204ZM203 160V161H204ZM258 160V159H257ZM5 161V160H4ZM168 161V160H167ZM189 161V160H188ZM206 161H207V159H206ZM239 161V160H238ZM253 161V160H252ZM252 161H251V163H252ZM255 161V160H254ZM157 162H159V160L157 161ZM169 162V161H168ZM211 162V161H210ZM247 162H250V161H247ZM5 163V162H4ZM153 163H154V161H153ZM159 163H161V162H159ZM191 163V162H190ZM192 163H194V161L192 162ZM205 163V162H204ZM209 163V162H208ZM242 163V162H241ZM241 163H239V164H241ZM243 163H245V161H243ZM96 164V163H95ZM154 164H156V161H155V163ZM180 164V163H179ZM188 164H189V162H188ZM188 164H187V166H188ZM210 164V163H209ZM211 164H212V162H211ZM101 165V164H100ZM193 165V164H192ZM206 165V164H205ZM205 165H203V167L205 166ZM242 165V164H241ZM250 165V164H249ZM251 165H253V164H251ZM250 165V166H251ZM168 166V165H167ZM218 166V165H217ZM225 166L227 167V177L228 178H230L231 180H232V177L233 176H235L234 175V172H233V169H232V167L234 166L236 169H237V163L235 162V160H234V156L232 155L228 160H226V163H225ZM243 166V165H242ZM98 167H99V165H98ZM152 167H154V166H152ZM152 167H150L149 169H151ZM190 167V166H189ZM188 167V168H189ZM192 167V166H191ZM211 167H212V165H211ZM214 167L216 168V166H215V163H214ZM212 168V169H214L215 170V168ZM244 167H245V165H244ZM264 167V166H263ZM262 167V168H263ZM3 168V167H2ZM84 168V167H83ZM124 168V167H123ZM155 168H156V166H155ZM157 168H159L158 167V165H157ZM156 168V169H157ZM220 168V167H219ZM239 168V167H238ZM242 168V167H241ZM246 168V167H245ZM250 168V167H249ZM248 168V169H249ZM253 168V167H252ZM147 169V168H146ZM149 169H147L148 171H149ZM155 169V170H156ZM168 169V168H167ZM204 169H206V167L204 168ZM211 169V170H212ZM218 169V168H217ZM120 170V169H119ZM146 170V171H147ZM154 169H153V172L155 171ZM157 170H159V169H157ZM169 171H170V169H168ZM243 170V169H242ZM247 170V169H246ZM245 169L243 170L244 172L246 171ZM257 170V169H256ZM255 170V171H256ZM259 170H261V167L259 168ZM145 171V172H146ZM151 171V170H150ZM163 171H165V173H166V171L167 170H163ZM168 171V172H169ZM217 170H215V173H217L216 172ZM221 171V170H220ZM223 171V170H222ZM251 171V170H250ZM255 171H252V172H255ZM258 171V170H257ZM83 172V171H82ZM90 172V174H91V172L92 171H89ZM117 172V171H116ZM121 172V171H120ZM171 172V171H170ZM99 172H97L96 174H98ZM102 173V172H101ZM104 173V172H103ZM158 173V172H157ZM212 173V172H211ZM237 173H238V170H237ZM240 173V172H239ZM264 173V172H263ZM105 174H106V172H105ZM116 174V173H115ZM119 174V173H118ZM117 174V175H118ZM160 173H158V175H159ZM167 174V173H166ZM243 174V173H242ZM241 174V175H242ZM258 174V173H257ZM100 175V174H99ZM121 175V174H120ZM161 175V174H160ZM199 175V174H198ZM210 175V174H209ZM209 175H208V178H209ZM215 175V174H214ZM221 175V174H220ZM224 175V174H223ZM239 176H240V174H238ZM248 175V174H247ZM247 175L246 174H244L243 176H246L247 177ZM253 175H254V173H253ZM253 175H252V177H253ZM256 175V174H255ZM262 175V174H261ZM264 175V174H263ZM76 176V175H75ZM95 176V175H94ZM103 176V175H102ZM144 176H145V174H144ZM150 176H152V175H150ZM150 176H148V177H150ZM156 176V175H155ZM166 176V175H165ZM206 176V175H205ZM216 176V175H215ZM242 176V177H243ZM257 176V175H256ZM101 176H99V178H100ZM108 177V176H107ZM157 177V176H156ZM168 177V176H167ZM184 177H187V176H184ZM201 177H202V175H201ZM219 177V176H218ZM241 177V178H242ZM264 177V176H263ZM75 178V177H74ZM102 178V177H101ZM143 178V177H142ZM152 178V177H151ZM193 178V177H192ZM216 178V177H215ZM244 178V177H243ZM256 178V177H255ZM82 179H84V178H82ZM88 179V181L90 182V180H89V178H87ZM94 179H96V177L94 178ZM114 179V178H113ZM116 179H118V177L116 178ZM125 179V178H124ZM123 178H122V180H124ZM136 179V178H135ZM154 179H155V177H154ZM191 179V178H190ZM211 178H209V180H210ZM218 179V178H217ZM234 179V178H233ZM240 179V178H239ZM261 179H263V178H260V179H258V180H261ZM101 180V179H100ZM106 181L108 180L107 178L105 179ZM126 180H127V178H126ZM132 179H130V181H131ZM134 180V179H133ZM132 180V181H133ZM150 180V179H149ZM157 180H158V178H157ZM156 180V182H154L155 184H157V181ZM191 180H193V179H191ZM191 180H190V184L192 183V184H194L193 183V181L191 182ZM221 180V179H220ZM227 180V179H226ZM225 180V181H226ZM229 180V179H228ZM235 181H237L238 179H234ZM92 181V180H91ZM110 181H111V179H110ZM109 181V183H111ZM112 181H114V180H112ZM118 181V180H117ZM116 181V182H117ZM130 181H129V184H132V183H130ZM138 181V180H137ZM137 181H135L136 183H133L134 184V186H135V184L137 185L141 180H139V182L137 183ZM144 181H146V180H144ZM155 181V180H154ZM185 181V180H184ZM200 181V180H199ZM224 181V182H225ZM244 181V180H243ZM74 182V181H73ZM93 182V181H92ZM92 182H91V185H92ZM95 182V181H94ZM97 182H98V178H97ZM96 182V183H97ZM101 182V181H100ZM99 182V183H100ZM121 183H119V184H123L124 182H122V181H120ZM149 182V181H148ZM150 182H152V181H150ZM185 182H187V181H185ZM184 182V183H185ZM204 182V181H203ZM207 182H209V181H207ZM213 182H215V181H213ZM218 181H216V183H217ZM227 182V181H226ZM225 182V183H226ZM229 182V181H228ZM231 182H233V181H230L229 183H231ZM238 182V181H237ZM240 182L241 183H243L241 180H240ZM250 182V181H249ZM80 182H78V184H79ZM88 183V182H87ZM96 183H95V185H96ZM98 183V184H99ZM118 183V182H117ZM126 183V182H125ZM142 183H143V181H142ZM141 183V184H142ZM147 183V182H146ZM221 183H223L222 181H221ZM221 183H220V185H221ZM224 183V184H225ZM254 183V182H253ZM259 183V182H258ZM71 184V183H70ZM90 184V183H89ZM94 184V183H93ZM107 184V183H106ZM114 184L115 183H113V186H114ZM154 184V185H155ZM186 184V183H185ZM184 184V185H185ZM187 184H189V182L187 183ZM191 184V185H192ZM206 184V183H205ZM204 184V185H205ZM232 184V183H231ZM240 184V183H239ZM245 184H246V182H245ZM73 185V184H72ZM84 184H82V186H83ZM95 185H92V186H94L95 187ZM101 185V184H100ZM138 185H140V184H138ZM146 185V187H147V184H145ZM145 185H143V186H141L142 188L145 186ZM149 185H151V184H149ZM153 185V186H154ZM159 185V184H158ZM199 185V184H198ZM207 185V184H206ZM219 185V186H220ZM233 185V184H232ZM238 185V184H237ZM88 186V185H87ZM90 186V185H89ZM92 186H90V187H92ZM99 186V185H98ZM119 186V185H118ZM186 186V185H185ZM184 186V187H185ZM193 186V185H192ZM200 187H201V185H199ZM198 186V187H199ZM209 186V185H208ZM213 186V185H212ZM240 186H241V184H240ZM247 185H245V187H246ZM254 186V185H253ZM256 186H258V185H256ZM70 187V186H69ZM72 187V186H71ZM86 187V186H85ZM84 187V188H85ZM97 187V186H96ZM95 187V188H96ZM99 187H101V186H99ZM128 187V186H127ZM130 187V186H129ZM128 187V188H129ZM139 187V186H138ZM146 187H145V190H148V189H146ZM151 187V186H150ZM158 187H160V186H158ZM183 187V188H184ZM187 187V186H186ZM191 187V186H190ZM214 187H216L215 185H214ZM222 187V186H221ZM225 187V186H224ZM228 187V186H227ZM231 187V186H230ZM236 187V186H235ZM239 187V186H238ZM243 187V186H242ZM4 188V187H3ZM3 188L2 187H0V191H2L3 190ZM79 188V187H78ZM88 188V187H87ZM98 188V187H97ZM96 188V189H97ZM133 188V187H132ZM135 188V187H134ZM155 188V187H154ZM161 188V187H160ZM182 188V189H183ZM193 188V187H192ZM209 189L211 188V187H208ZM240 188V187H239ZM86 189V188H85ZM89 189V188H88ZM91 189V188H90ZM94 189V188H93ZM96 189H94V190H96ZM101 189V188H100ZM103 189L104 188H102V192L104 193V191H103ZM107 189H108V187H107ZM106 189V190H107ZM110 189V188H109ZM114 189H117V188H115L114 187ZM113 189V190H114ZM119 189H121V188H119ZM126 189V188H125ZM138 189V188H137ZM194 189V188H193ZM192 189V190H193ZM197 189V188H196ZM199 189V188H198ZM209 189L207 190V191H209ZM215 190H216V188H214ZM221 189V188H220ZM223 189H225V188H223ZM76 190V189H75ZM83 190V189H82ZM105 190V189H104ZM122 190V189H121ZM132 190V189H131ZM145 190H143L144 191V193L141 195L142 196V198H140L141 200L143 199V197H145L146 198V195H144L145 194ZM150 190V189H149ZM148 190V191H149ZM158 190V189H157ZM187 190V189H186ZM189 190H190V188H189ZM202 190H204V189H202ZM201 190V191H202ZM214 190V191H215ZM245 190V189H244ZM252 190V189H251ZM66 191V190H65ZM79 191V190H78ZM85 191V190H84ZM91 191V190H90ZM97 191V190H96ZM109 191V190H108ZM134 191V190H133ZM136 191V190H135ZM138 191V190H137ZM161 191H164V190H161ZM199 191V190H198ZM213 191V192H214ZM217 191V190H216ZM219 191V190H218ZM223 191V190H222ZM246 192H247V190H245ZM244 191V192H245ZM253 191V190H252ZM115 192V191H114ZM122 192V191H121ZM124 192H126V191H124ZM123 192V193H124ZM131 192V191H130ZM147 192V191H146ZM150 192H151V190H150ZM149 192V193H150ZM154 192V191H153ZM158 192H160V190H158ZM185 192L186 191H184V195H185ZM189 192V191H188ZM194 192V191H193ZM197 192V191H196ZM195 192V193H196ZM203 192V191H202ZM220 192V191H219ZM241 192H242V190H241ZM241 192H239V193H241ZM2 193H4V195L6 196V195H8L9 196V198L8 197H6V200L9 202V204H11V205H13V206H15V207H17V206H19V203L20 204H22L25 208H26V210H27V208L29 207V203L27 202V201H22V200H20L19 202L16 200H14V199H11V198H13V196L12 195H10V193L8 192V191H5V190H3L2 191ZM79 193V192H78ZM77 193V194H78ZM90 193V192H89ZM89 193H87V194H89ZM92 193V192H91ZM91 193H90V196H91ZM95 192H93L92 193V195L94 194ZM110 194H111V189H110V192H109ZM113 193V192H112ZM127 193V192H126ZM125 193V195L127 196V195H129L128 193L126 194ZM136 192H134V194H135ZM141 193V192H140ZM139 193V194H140ZM173 193H175L174 191H173ZM187 193V192H186ZM195 193H194V196H191V199L193 198V197H195ZM201 193V192H200ZM205 193V192H204ZM204 193H202V194H204ZM210 193V192H209ZM223 193H225V192H223ZM251 193V192H250ZM13 194V193H12ZM97 194V193H96ZM105 194V193H104ZM110 194L108 195V196H110ZM122 194V193H121ZM132 194V193H131ZM137 194H138V192H137ZM156 194V190H155V192H154V194L153 193H151L150 195H155ZM172 194V193H171ZM183 194V193H182ZM190 194V193H189ZM189 194H188V196H189ZM199 194V193H198ZM213 194H215V192L213 193ZM218 194V193H217ZM238 194V193H237ZM1 195V194H0ZM13 195H15V194H13ZM17 195V194H16ZM63 195H65V194H63ZM79 195V194H78ZM83 195V194H82ZM85 195H86V193H85ZM103 195V194H102ZM107 195V194H106ZM114 195V194H113ZM119 195V194H118ZM133 195V194H132ZM144 195V196H143ZM159 194L157 193L156 194V196H157V198L159 199V196H158ZM197 195V194H196ZM207 195V193L205 194V196H204V198L205 197H208V196H206ZM212 195V194H211ZM224 195V194H223ZM223 195H222V198H223ZM239 195V194H238ZM264 195V194H263ZM60 196H62V194L60 195ZM75 196V195H74ZM87 196V195H86ZM89 196V197H90ZM95 196V194L93 195V197ZM97 196V195H96ZM98 196H99V194H98ZM100 196H101V194H100ZM107 196V197H108ZM156 196L154 197V199L153 200H155V198H156ZM162 196V195H161ZM165 196V195H164ZM163 196V197H164ZM175 196V195H174ZM174 196H172V198L174 197ZM176 196H179V195H176ZM180 196H182L181 194H180ZM179 196V197H180ZM200 196V195H199ZM213 196V195H212ZM212 196H210V197H212ZM215 196V195H214ZM4 197V196H3ZM20 197H22V196H20ZM68 197H69V195H68ZM77 197V199L80 197V195H79V197L78 196H76ZM106 197V198H107ZM124 197V196H123ZM131 197V196H130ZM130 197H129V199H130ZM133 198L135 197V195L134 196H132ZM138 197V196H137ZM148 197V196H147ZM185 197V196H184ZM197 197H198V195H197ZM209 197V198H210ZM220 197V196H219ZM218 197V198H219ZM238 197V196H237ZM252 197V196H251ZM81 198H83L82 196H81ZM101 198V197H100ZM99 198V199H100ZM109 198H111V196L109 197ZM109 198H107V199H109ZM136 198V197H135ZM139 198V197H138ZM145 198H144V200H145ZM151 198V197H150ZM166 198L168 199V197L166 196ZM165 198V199H166ZM176 198V197H175ZM181 198V197H180ZM187 198V197H186ZM200 199H201V197H199ZM213 198V197H212ZM217 198V197H216ZM257 198V197H256ZM2 199H4V198H2ZM62 199H65V198H62ZM76 199V198H75ZM76 199V200H77ZM84 199V198H83ZM98 199V198H97ZM96 199V200H97ZM98 199V200H99ZM104 199H105V197H104ZM103 199V200H104ZM112 199H114L113 197H112ZM116 199V198H115ZM123 199V198H122ZM132 199V198H131ZM130 199V200H131ZM165 199H163V198H161V200L163 201V200H165ZM169 199H171V198H169ZM182 199V198H181ZM203 199V198H202ZM208 199V198H207ZM252 199H255V198H252ZM252 199L250 200V201H252ZM260 199V198H259ZM72 200H73V198H72ZM85 200V199H84ZM86 200H87V198H86ZM86 200H85V202H86ZM111 200V199H110ZM118 200H119V197H118ZM126 200H128V198L126 199ZM146 202H148V199L146 198ZM160 200V199H159ZM159 200H157L156 199V201H159ZM175 200V199H174ZM174 200H172L173 202H174ZM190 200V199H189ZM193 200V199H192ZM208 200H210V199H208ZM256 200V199H255ZM3 201V200H2ZM73 201H75V200H73ZM79 201V200H78ZM77 201V202H78ZM81 201V200H80ZM100 201V200H99ZM109 201V200H108ZM117 201V200H116ZM124 201V200H123ZM133 201H134V199H133ZM140 201V200H139ZM162 201H160V202H162ZM177 201V200H176ZM191 201V200H190ZM205 201V200H204ZM207 201V200H206ZM223 201H224V199H223ZM257 201V200H256ZM259 201V200H258ZM38 202V201H37ZM56 202V201H55ZM88 202V201H87ZM90 202V201H89ZM102 202V201H101ZM110 202V201H109ZM114 202V201H113ZM112 202V203H113ZM119 203H120V201H118ZM113 203V205H116V204H118L119 205V203ZM184 202V201H183ZM185 202H187V201H185ZM192 202V201H191ZM191 202H190V205H191ZM194 202V201H193ZM199 202V201H198ZM209 202V201H208ZM221 202V201H220ZM219 202V203H220ZM226 202H227V200H226ZM232 202V201H231ZM247 202V201H246ZM249 202V201H248ZM75 203V202H74ZM103 203V202H102ZM101 203V204H102ZM105 203H108V202H104V205H107V204H105ZM112 203H110V206H113L112 205ZM123 203V202H122ZM121 203V204H122ZM126 203V202H125ZM128 203H129V200H128ZM164 203H166V202H164ZM196 203V202H195ZM203 203H205V202H203ZM213 203H216L215 201L213 202ZM213 203H212V201L210 202V204H212L213 205ZM250 203V202H249ZM253 203H254V201H253ZM56 204V203H55ZM68 204V203H67ZM78 204V203H77ZM76 204V205H77ZM81 204H83V202L81 203ZM87 204V203H86ZM98 204V203H97ZM100 204V203H99ZM124 204V203H123ZM130 204V203H129ZM153 204V203H152ZM157 204V203H156ZM184 204H187V203H184ZM183 204V205H184ZM205 204H207V203H205ZM226 204V203H225ZM72 205H73V203H72ZM89 205V204H88ZM95 205V204H94ZM117 205V206H118ZM183 205H182V207H183ZM204 205V204H203ZM223 206H224V204H222ZM246 205H248V204H246ZM245 205V206H246ZM252 205V204H251ZM253 205H255V204H253ZM39 205L38 204H36V207L35 206H31L30 205V207L31 208H37ZM50 206V205H49ZM61 206H62V204H61ZM67 206V205H66ZM69 206V205H68ZM67 206V207H68ZM78 206V205H77ZM77 206H75V207H77ZM80 206H82V205H80ZM79 206V207H80ZM102 206V205H101ZM110 206H108V207H110ZM121 206V205H120ZM124 206V205H123ZM173 206V205H172ZM179 206H181V205H179ZM208 206V205H207ZM215 207L217 206L216 204L214 205ZM242 206V205H241ZM250 206V205H249ZM72 207V206H71ZM83 207V206H82ZM81 207V208H82ZM92 207V206H91ZM107 207V208H108ZM125 207V206H124ZM124 207H122V208H124ZM127 207H128V205H127ZM155 207V206H154ZM168 207V206H167ZM166 206H165V208H167ZM177 207V206H176ZM185 207V206H184ZM189 207V206H188ZM197 207H198V205H197ZM200 207H202V206H200ZM204 207V206H203ZM202 207V208H203ZM22 208V207H21ZM61 208V207H60ZM65 208V207H64ZM105 208V207H104ZM117 208V207H116ZM120 207L118 206V209H119ZM121 208V209H122ZM174 208V207H173ZM172 208V209H173ZM195 208V207H194ZM217 208H218V206H217ZM224 208H228V205H227V207L225 206ZM232 208H233V206H232ZM249 208H251V206L249 207ZM258 208V207H257ZM55 209V208H54ZM67 209V208H66ZM101 209V208H100ZM108 209H110V208H108ZM112 209V208H111ZM179 209V208H178ZM181 209V208H180ZM187 209V208H186ZM189 209H191V207L189 208ZM206 209V208H205ZM214 209V208H213ZM243 209V208H242ZM256 209V208H255ZM34 210V209H33ZM37 211H36V213H40L39 212V210H38V208L36 209ZM63 210V209H62ZM74 211H75V208L73 209ZM89 210V209H88ZM117 210V209H116ZM123 210V209H122ZM125 210V209H124ZM170 210V209H169ZM183 210V209H182ZM200 210V209H199ZM199 210H198V212H199ZM203 211H205L204 210V208L202 209ZM201 210V211H202ZM216 210V209H215ZM218 210V209H217ZM231 210V209H230ZM53 211V210H52ZM56 211V210H55ZM58 211V210H57ZM56 211V212H57ZM60 211V210H59ZM59 211H58V214H59ZM65 211V210H64ZM64 211H63V215H64ZM67 211H72L71 209L70 210H68L67 209ZM81 211V210H80ZM79 211V212H80ZM156 211H157V209H156ZM160 211V210H159ZM178 212H180L181 210H177ZM190 211V210H189ZM208 211V210H207ZM206 211V212H207ZM210 211V210H209ZM214 211V210H213ZM220 211V210H219ZM249 211V210H248ZM250 211H252V209L250 210ZM1 212V211H0ZM149 212V211H148ZM148 212H146V213H148ZM150 212H152V211H150ZM149 212V213H150ZM158 212V211H157ZM156 212V213H157ZM172 212V211H171ZM176 212V211H175ZM191 212V211H190ZM215 212V211H214ZM213 212V213H214ZM224 212H225V210H224ZM253 212V211H252ZM255 212V211H254ZM253 212V213H254ZM259 212V211H258ZM29 213V212H28ZM61 213V212H60ZM70 212H68V214H69ZM74 213V212H73ZM108 213V212H107ZM110 213V212H109ZM127 213H128V211H127ZM144 213V212H143ZM142 213V214H143ZM165 213V212H164ZM181 213V212H180ZM219 213V212H218ZM247 213H251V212H247ZM12 214H14V213H12ZM20 214V213H19ZM84 214V213H83ZM91 214V213H90ZM93 214V213H92ZM100 214V213H99ZM103 214V213H102ZM141 214V215H142ZM155 214V213H154ZM170 214V213H169ZM176 214H178V213H176ZM189 214H191V213H189ZM200 214H201V212H200ZM205 214V213H204ZM211 214V213H210ZM215 214H216V212H215ZM220 214H221V212H220ZM227 214V213H226ZM226 214H225V216H226ZM232 214V213H231ZM230 214V215H231ZM252 214V213H251ZM15 215H16V213H15ZM62 215V214H61ZM66 215V214H65ZM76 215V214H75ZM74 215V216H75ZM86 215V214H85ZM104 215V214H103ZM109 215V214H108ZM139 214H137V216H138ZM144 215H146V214H144ZM158 215V214H157ZM168 215V214H167ZM182 215V214H181ZM185 215H186V213H185ZM196 216H197V214H195ZM201 215H203V214H201ZM211 215H213V214H211ZM221 215H224V214H221ZM220 215V216H221ZM229 215V216H230ZM235 215V214H234ZM23 216V215H22ZM67 216V215H66ZM69 216V215H68ZM70 216H72V215H70ZM78 216V215H77ZM135 216V215H134ZM156 216V215H155ZM217 216V215H216ZM215 216V217H216ZM236 216V215H235ZM3 217H4V215L3 214H0V220H1V218L3 219ZM18 217V216H17ZM28 217V216H27ZM56 217V216H55ZM65 217V216H64ZM101 217V216H100ZM150 217V216H149ZM160 217V216H159ZM163 217V216H162ZM162 217H160V218H162ZM165 217V216H164ZM163 217V218H164ZM169 217V216H168ZM180 217V216H179ZM179 217H178V219H179ZM199 217H201V216H199ZM214 217V218H215ZM219 217V216H218ZM228 217V216H227ZM226 217V218H227ZM253 217V216H252ZM29 218H31V217H29ZM103 218V217H102ZM101 218V219H102ZM115 218V217H114ZM151 218V217H150ZM163 218H162V220H163ZM165 218H167V217H165ZM164 218V219H165ZM176 218V217H175ZM183 218V217H182ZM198 218V217H197ZM223 218H224V216H223ZM222 218V221L224 220ZM232 219H233V217H231ZM235 218V217H234ZM24 219V218H23ZM58 219V218H57ZM64 219V218H63ZM66 219V218H65ZM71 219V218H70ZM74 219V218H73ZM76 219V218H75ZM97 219H98V217H97ZM109 218H107L106 220H108ZM122 219H124V218H122ZM126 219V218H125ZM131 219V218H130ZM133 219H135V218H133ZM147 219V218H146ZM185 219V218H184ZM210 219V218H209ZM215 219H217V218H215ZM25 220V219H24ZM28 220V219H27ZM67 220V219H66ZM91 220H93V219H91ZM120 220V219H119ZM149 220V219H148ZM161 220V219H160ZM182 220V219H181ZM180 220V222H178V223H181L182 221ZM204 220V219H203ZM211 220H213V219H211ZM235 220V219H234ZM30 221V220H29ZM71 221H72V219H71ZM97 221V220H96ZM111 221V220H110ZM116 221V220H115ZM121 221V220H120ZM125 221H127V219L125 220ZM129 221V220H128ZM131 221V220H130ZM144 221H145V219H144ZM164 221H167V219L166 220H164ZM163 221V222H164ZM168 221H169V218H168ZM175 221H176V219H175ZM185 222H186V220H184ZM183 221V222H184ZM224 221H226V219L224 220ZM233 221V220H232ZM231 221V222H232ZM73 222V221H72ZM76 222V221H75ZM74 222V223H75ZM77 222H79V221H77ZM76 222V223H77ZM83 222V221H82ZM81 222V223H82ZM87 222L89 223H91L92 221H88L87 220ZM114 222V221H113ZM133 221H131V223H132ZM135 222V221H134ZM133 222V223H134ZM140 222V221H139ZM161 222V221H160ZM170 222V221H169ZM177 222V221H176ZM217 222V221H216ZM229 222V221H228ZM57 222L55 221V224H56ZM68 223H69V221H68ZM74 223H73V225H74ZM80 223V222H79ZM103 223V225L105 224L104 222H102ZM101 223V224H102ZM109 223V222H108ZM108 223H106V224H108ZM116 223V222H115ZM127 223H129V222H127ZM142 223H144V222H142ZM150 222H148V224H149ZM158 223H159V221H156V220H153L152 221V228H147V230L148 231H145L144 229L148 226L147 224V226L144 228V229H142V230H144L145 231V234H147L148 235V232H150V234L153 232H158V230H160V228H158L157 226H158ZM162 223V222H161ZM172 223V222H171ZM171 223H169V225L171 224ZM234 223V222H233ZM54 224V223H53ZM54 224V226L56 227V225ZM84 224V223H83ZM93 224H95V223H93ZM98 224V223H97ZM126 224V223H125ZM166 224V223H165ZM225 224H226V222H225ZM236 224V223H235ZM21 225V223H19V228L18 227H15L16 226V224H15V229H16V231H19V230H22L21 228H24V227H27V226H25L26 225V223L24 224V225H22V226H20ZM30 225V224H29ZM52 225V224H51ZM65 225H68V224H65ZM72 225V226H73ZM77 225V224H76ZM76 225L75 226H73V227H76ZM92 225V224H91ZM91 225H88V226H91ZM120 225V224H119ZM127 225V224H126ZM133 226H134V224H132ZM140 226H141V224H139ZM138 225V226H139ZM145 225V224H144ZM144 225H142V226H144ZM163 225H164V223H163ZM167 225V224H166ZM165 225V226H166ZM199 225V224H198ZM197 225V226H198ZM201 225V224H200ZM199 225V226H200ZM233 225V224H232ZM31 226V225H30ZM64 226V225H63ZM68 226H71V224L70 225H68ZM81 226H83L82 224H81ZM85 226V225H84ZM87 226V227H88ZM112 226H113V224H112ZM115 226V225H114ZM128 226V225H127ZM164 226V227H165ZM168 226V225H167ZM228 226V225H227ZM34 227V226H33ZM48 227V226H47ZM58 227V226H57ZM56 227V228H57ZM60 227V226H59ZM58 227V228H59ZM92 227H94L93 225H92ZM106 227V226H105ZM130 227V226H129ZM150 227V226H149ZM169 227V226H168ZM168 227H166V228H168ZM234 227V226H233ZM232 227V228H233ZM264 227V226H263ZM262 227V228H263ZM42 228V227H41ZM63 228H66V227H63ZM68 228V227H67ZM81 228V227H80ZM86 228V227H85ZM96 228V226L94 227V229ZM108 228V227H107ZM116 228V227H115ZM114 228V229H115ZM119 229H120V227H118ZM132 228V227H131ZM171 228V227H170ZM170 228H168V230L170 229ZM173 228V227H172ZM237 228V227H236ZM235 228V229H236ZM258 228V227H257ZM28 229H29V227H28ZM35 229V228H34ZM61 229V228H60ZM76 229V228H75ZM84 229V228H83ZM94 229H93V231H94ZM111 229H113V228H111ZM134 229V228H133ZM139 229V232H140V230H141V228H138ZM201 229H203V228H201ZM238 229V228H237ZM236 229V230H237ZM242 229V228H241ZM48 230V229H47ZM68 230V229H67ZM80 230V229H79ZM89 230V229H88ZM87 230V231H88ZM104 230H106V228L104 229ZM163 230H165L164 228H163ZM166 231L165 232V234L168 232V234H170L169 233V231ZM174 230V229H173ZM223 230V229H222ZM230 230V229H229ZM233 230V229H232ZM240 230V229H239ZM257 230V229H256ZM28 231V230H27ZM59 231V230H58ZM73 231H75L76 232V230H74V228H73ZM95 231H96V229H95ZM107 231L109 232L110 230H108L107 229ZM112 231V230H111ZM114 231V238L111 240V243L112 244H120V243H122V242H124V244H127L128 242L126 241V240H124L123 239V237H119L116 233H115V230H113ZM112 231V232H113ZM117 231V230H116ZM161 231V230H160ZM206 231V230H205ZM208 231V230H207ZM206 231V232H207ZM261 231H263V229H261ZM43 232H45V231H43ZM60 232H61V230H60ZM86 232V231H85ZM90 232V231H89ZM99 232H100V230H99ZM102 232V231H101ZM104 232V234H105V231H103ZM142 232V231H141ZM234 232V231H233ZM237 232H238V230H237ZM241 232V231H240ZM22 233L23 232H21V233H18L19 234V239H20V243H22V241H23V243H27L28 245H29V249H22V251L23 252H21L22 254H25V256L24 257H29V258H22V262H14V260H13V262H12V264H40L39 262H37V257L35 256V255H38L39 253H36L35 252V249H34V247L35 248H38V249H41L42 250V252H44L45 253V255H46V253H47V255L46 256H41V258H39V259H41L42 261L44 260V263L45 264H50V263H52V264H57V262L55 261V259H53V256H51L52 255V252H56V251H62V250H64V248L65 249H67V247H68V245H63V246H61V247H58V245L56 246V247H58V248H55L53 245H49L48 244V242L47 243H43L41 240H40V238H39V234L37 235V233H35V232H33V231H28L27 232V235L29 236V239L30 240H25L24 239V237H22ZM66 233V232H65ZM77 233V232H76ZM87 233V232H86ZM94 233V232H93ZM118 233V232H117ZM134 233V232H133ZM203 233V232H202ZM201 233V234H202ZM242 233V232H241ZM14 234H16V233H14ZM64 234V233H63ZM89 234V233H88ZM88 234H86V236H88ZM97 234V233H96ZM111 234V233H110ZM109 234V235H110ZM120 234H121V232H120ZM149 234V235H150ZM204 234V233H203ZM237 234V233H236ZM239 234V233H238ZM237 234V235H238ZM262 234V233H261ZM82 235V234H81ZM93 235V234H92ZM95 235V234H94ZM93 235V236H94ZM98 235V234H97ZM96 235V236H97ZM108 235V234H107ZM108 235V236H109ZM112 235H113V233H112ZM135 235V234H134ZM141 235H142V233H141ZM160 235V234H159ZM225 235H228V232H227V234H225ZM231 236L233 235V233L232 234H230ZM229 235V236H230ZM254 235H255V232H254ZM259 235V234H258ZM42 236V235H41ZM77 236V235H76ZM90 236V235H89ZM104 236H106V235H104ZM146 236V235H145ZM165 236V235H164ZM221 236V235H220ZM51 237V236H50ZM91 237V236H90ZM98 237H100V236H98ZM102 237V236H101ZM142 237V236H141ZM159 237V236H158ZM166 237V236H165ZM255 237H257V236H255ZM112 238V237H111ZM131 239H132V237H130ZM137 238V237H136ZM206 238V237H205ZM224 238V237H223ZM231 238V237H230ZM258 238V237H257ZM12 239H14V238H12ZM91 239V238H90ZM101 239V238H100ZM100 239H99V243H100ZM104 239V238H103ZM106 240H107V238H105ZM109 239H110V236H109ZM229 239V238H228ZM256 239V238H255ZM262 239H263V237H262ZM22 240V241H21ZM45 240V239H44ZM66 240V239H65ZM70 240V239H69ZM140 240V239H139ZM164 240V239H163ZM257 240H259V239H257ZM264 240V239H263ZM14 241H15V239H14ZM53 241V240H52ZM55 241V240H54ZM79 241V240H78ZM104 241V240H103ZM127 243H126V242ZM131 241V240H130ZM160 241V240H159ZM61 242H62V240H61ZM67 242H69V241H67ZM66 242V243H67ZM76 242V241H75ZM80 242V241H79ZM78 242V243H79ZM91 242H92V240H91ZM96 242V241H95ZM106 242V241H105ZM108 242V241H107ZM135 242H138V240H136ZM147 242L149 243V241H148V238H147ZM161 242V241H160ZM164 242V241H163ZM8 243V242H7ZM16 243H17V241H16ZM55 243V242H54ZM59 243V242H58ZM97 243V242H96ZM98 243V244H99ZM101 243H103V242H101ZM100 243V244H101ZM109 243V242H108ZM107 243V244H108ZM155 243H157V242H155ZM162 243V242H161ZM253 243V242H252ZM264 243V242H263ZM53 244V243H52ZM73 244H74V242H73ZM76 244V243H75ZM82 244V243H81ZM105 244V243H104ZM151 244H153L152 242H151ZM163 244V243H162ZM205 244H207V242L205 243ZM209 244V243H208ZM207 244V245H208ZM23 245V244H22ZM26 245V244H25ZM92 245V244H91ZM110 245V244H109ZM108 245V246H109ZM129 247H133V249H134V246H135V244L133 245V244H131V243H129ZM146 245V240L145 239H143V237L141 238V242H138V246L140 247V248H142L143 246H145ZM148 245V244H147ZM210 245V244H209ZM27 246V245H26ZM25 246V247H26ZM60 246V245H59ZM71 245H69V247H70ZM75 246V245H74ZM77 246H78V244H77ZM86 246H88V245H86ZM101 246V245H100ZM113 246V245H112ZM122 246H123V244H122ZM125 246H128V245H125ZM152 246V245H151ZM260 246V245H259ZM13 247H15L14 245H13ZM12 247V248H13ZM20 247V246H19ZM68 247V248H69ZM116 247V246H115ZM118 247H120V246H118ZM136 247V246H135ZM149 247V246H148ZM209 247V246H208ZM16 249H17V246L15 247ZM72 248H73V246H72ZM71 248V249H72ZM79 248V247H78ZM85 248V247H84ZM97 248V247H96ZM95 248V249H96ZM99 248V247H98ZM106 248V246L104 247V245H103V250ZM109 248V247H108ZM107 248V249H108ZM111 248V247H110ZM109 248V249H110ZM122 248V247H121ZM123 248H125V247H123ZM153 248V247H152ZM156 248V247H155ZM158 248V247H157ZM258 248V247H257ZM257 248L255 249V254L253 255L254 256V261H253V263L254 264H264V245H263V247H261V249H260V252H259V249H258V251H257ZM75 249V248H74ZM85 249H87V248H85ZM92 249H94V248H92ZM101 249V248H100ZM112 249H113V247H112ZM116 249V248H115ZM119 249V248H118ZM129 249V248H128ZM132 249V250H133ZM147 249V248H146ZM189 249V248H188ZM249 249H251V248H249ZM3 250V249H2ZM13 250H14V248H13ZM21 250V249H20ZM69 250V249H68ZM76 250V249H75ZM74 250V251H75ZM78 250V249H77ZM76 250V251H77ZM91 250V249H90ZM125 250V249H124ZM127 250V249H126ZM125 250V251H126ZM153 250V249H152ZM185 250H187V249H185ZM192 251H193V249H191ZM190 249H189V251H191ZM10 251V250H9ZM15 251V250H14ZM18 251V250H17ZM39 251V250H38ZM73 251V253L72 254H75L76 253V251L74 252ZM79 251H81L82 252V249H80ZM79 251H78V253H79ZM84 251V250H83ZM117 251V250H116ZM137 251H139L138 249H137ZM136 251V252H137ZM141 251H142V249H141ZM144 251V250H143ZM189 251H188V253H189ZM198 251V250H197ZM11 252V251H10ZM68 252V251H67ZM71 252V251H70ZM96 252L98 253V251L96 250ZM132 253H133V251H131ZM186 252V251H185ZM250 252V251H249ZM12 253H14V252H12ZM16 253V252H15ZM41 253V252H40ZM59 253V252H58ZM63 253H65V251L63 252ZM78 253H76V254H78ZM87 253V252H86ZM101 253V252H100ZM119 253V252H118ZM121 253V252H120ZM135 253V252H134ZM143 253V252H142ZM150 253V252H149ZM187 252H186V254H188ZM194 253V252H193ZM251 253V252H250ZM4 254V253H3ZM6 254H8V253H6ZM42 254V253H41ZM48 254H50V255H48ZM60 255L62 254V253H59ZM68 254V253H67ZM82 254V253H81ZM80 254V255H81ZM92 254V253H91ZM101 254H103V252L101 253ZM127 254H129V253H127ZM156 254V253H155ZM159 254V253H158ZM185 254V255H186ZM190 254V253H189ZM33 255V256H32ZM43 255V254H42ZM66 255V254H65ZM71 255V254H70ZM69 255V257H70V259L73 257L72 255V257ZM79 255V254H78ZM86 255V254H85ZM93 255V254H92ZM100 255V254H99ZM132 255V254H131ZM140 255H142L141 253H140ZM144 255V254H143ZM153 255H154V253H153ZM160 255V254H159ZM161 255H162V253H161ZM167 255V254H166ZM193 255V254H192ZM58 256V255H57ZM81 256H83V255H81ZM80 256V258H82ZM87 256V255H86ZM90 256V255H89ZM126 256H128V255H126ZM132 256H134V254L132 255ZM148 256V255H147ZM158 256V255H157ZM169 256V255H168ZM240 256H241V254H240ZM247 256V255H246ZM35 257V258H34ZM75 257V256H74ZM79 257V256H78ZM91 257H93V256H91ZM90 257V259H92ZM95 257V256H94ZM138 257H139V255H138ZM160 258H162L161 256H159ZM171 257V256H170ZM174 257V256H173ZM176 257V256H175ZM187 257H189V255L187 256ZM248 257V256H247ZM0 258H2V256L0 257ZM8 258H10V257H8ZM14 258V257H13ZM54 258H55V255H54ZM79 258V259H80ZM85 258V257H84ZM83 258V259H84ZM132 259H130V258H126L128 261H129V259L130 260H134L135 258H133V257H131ZM192 259H193V257H191ZM78 259V260H79ZM87 259H88V256H87ZM89 259V260H90ZM93 259H95V258H93ZM140 259H141V257H140ZM143 260L142 261H140V262H138V261H136V260H134V261H136V262H138L139 264H151L147 259H144V258H142ZM172 259V258H171ZM179 259H181V258H179ZM252 259V258H251ZM250 259V260H251ZM8 260V259H7ZM10 260V259H9ZM68 260V259H67ZM97 260V259H96ZM103 260V259H102ZM105 260V259H104ZM122 260V259H121ZM188 260V259H187ZM12 261V260H11ZM39 261V260H38ZM60 261V260H59ZM63 260H61V262H62ZM77 261V260H76ZM81 261V260H80ZM84 261H86L85 259H84ZM84 261H81V262H84ZM94 261V260H93ZM126 261V260H125ZM154 261V260H153ZM156 261V260H155ZM176 261V260H175ZM185 261V260H184ZM183 261V262H184ZM189 261V260H188ZM187 261V262H188ZM5 262L6 261H4V264H5ZM105 262H106V264H112V263H110V262H108V260L106 259L105 260ZM116 262V261H115ZM152 262V261H151ZM164 262V261H163ZM171 262V261H170ZM172 262H173V260H172ZM181 262V261H180ZM196 262V261H195ZM252 262V261H251ZM64 263H65V261H64ZM76 263H79V262H76ZM87 263V262H86ZM85 263V264H86ZM91 263V262H90ZM126 263V262H125ZM169 263V262H168ZM175 263V262H174ZM189 263H191L192 264V262H190L189 261ZM188 263V264H189ZM3 264V263H2ZM7 264V263H6ZM11 264V263H10ZM89 264V263H88ZM154 264V263H153ZM155 264H157V263H155ZM161 264H162V261H161ZM176 264V263H175ZM245 264V263H244ZM250 264H252V263H250Z\"/></svg>",
	"mask_w": 264,
	"mask_h": 264
}]
</instances>
